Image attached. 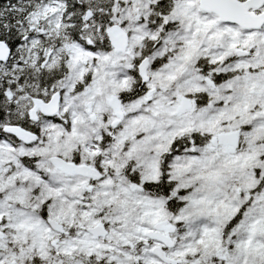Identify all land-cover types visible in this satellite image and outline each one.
<instances>
[{
  "label": "snow or ice",
  "instance_id": "obj_1",
  "mask_svg": "<svg viewBox=\"0 0 264 264\" xmlns=\"http://www.w3.org/2000/svg\"><path fill=\"white\" fill-rule=\"evenodd\" d=\"M0 264H264V0H0Z\"/></svg>",
  "mask_w": 264,
  "mask_h": 264
}]
</instances>
